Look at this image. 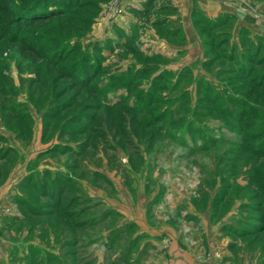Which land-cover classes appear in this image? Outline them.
<instances>
[{
    "label": "rangeland",
    "instance_id": "374dc122",
    "mask_svg": "<svg viewBox=\"0 0 264 264\" xmlns=\"http://www.w3.org/2000/svg\"><path fill=\"white\" fill-rule=\"evenodd\" d=\"M227 1L0 0V264H264V0Z\"/></svg>",
    "mask_w": 264,
    "mask_h": 264
},
{
    "label": "crops",
    "instance_id": "0c3cea01",
    "mask_svg": "<svg viewBox=\"0 0 264 264\" xmlns=\"http://www.w3.org/2000/svg\"><path fill=\"white\" fill-rule=\"evenodd\" d=\"M183 4V13L184 15L188 14L189 11L193 8L194 3H198L200 8L211 17H215L221 13H236L239 12L236 10L237 5L230 6L227 0H181Z\"/></svg>",
    "mask_w": 264,
    "mask_h": 264
},
{
    "label": "trees",
    "instance_id": "16d2710c",
    "mask_svg": "<svg viewBox=\"0 0 264 264\" xmlns=\"http://www.w3.org/2000/svg\"><path fill=\"white\" fill-rule=\"evenodd\" d=\"M28 14H29V13H28ZM28 14H27V15H28ZM29 17H30V18H33V17H35V16H32V17L29 16ZM29 17H27V19H30ZM247 115H248V114H247ZM248 116H249V115H248ZM247 125H248V129H250L249 127L252 128V126H254V123H252V122H248ZM255 125H256V124H255ZM263 129H264V127H263ZM256 150H257V149H255V151H256ZM261 179H262V178H261Z\"/></svg>",
    "mask_w": 264,
    "mask_h": 264
}]
</instances>
